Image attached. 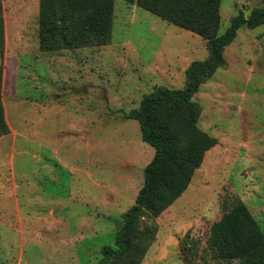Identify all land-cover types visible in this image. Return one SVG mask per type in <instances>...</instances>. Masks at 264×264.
<instances>
[{
    "label": "rangeland",
    "instance_id": "rangeland-1",
    "mask_svg": "<svg viewBox=\"0 0 264 264\" xmlns=\"http://www.w3.org/2000/svg\"><path fill=\"white\" fill-rule=\"evenodd\" d=\"M2 2L0 66L8 67L5 101L16 131L0 137V264H97L155 153L129 112L159 86L184 88L189 63L208 55L206 40L115 0L109 43L45 51L39 0ZM261 4L222 0L219 33ZM224 56L194 95L199 126L218 143L156 219L141 264L239 263L216 257L207 242L234 199L264 232V24L241 26Z\"/></svg>",
    "mask_w": 264,
    "mask_h": 264
},
{
    "label": "trees",
    "instance_id": "trees-1",
    "mask_svg": "<svg viewBox=\"0 0 264 264\" xmlns=\"http://www.w3.org/2000/svg\"><path fill=\"white\" fill-rule=\"evenodd\" d=\"M200 35L208 55L185 70L184 88L159 86L146 93L129 117L140 123L142 139L155 153L144 169L135 202L123 213L113 243L103 244L97 264H141L156 238V219L188 188L206 152L218 138L200 128V104L194 99L200 85L226 65L225 47L241 26L264 24V0L248 15L240 10L223 33L222 0H125ZM115 0H39V44L45 51L104 45L110 42ZM5 47V20L0 0V51ZM0 66V137L11 133L2 97ZM208 247L218 258H239L237 264H264V232L240 199L225 205L211 225Z\"/></svg>",
    "mask_w": 264,
    "mask_h": 264
},
{
    "label": "crops",
    "instance_id": "crops-1",
    "mask_svg": "<svg viewBox=\"0 0 264 264\" xmlns=\"http://www.w3.org/2000/svg\"><path fill=\"white\" fill-rule=\"evenodd\" d=\"M8 67H5V71H4V73H3V83H2V97H3V102H4V107H5V116H6V119H7V122H8V124L10 125V127H11V129H12V131L13 132H15L16 131V129L13 127V125H11V123H10V121H9V117H8V110H7V106H6V101H5V97L7 96V91H6V87H7V85H6V78H7V72H8ZM11 86H12V82H11ZM12 88H13V86H12ZM13 90V89H12ZM11 90V92H14V90L12 91ZM9 135V134H8ZM7 135H5V137H6ZM36 157L38 156V154H34Z\"/></svg>",
    "mask_w": 264,
    "mask_h": 264
}]
</instances>
